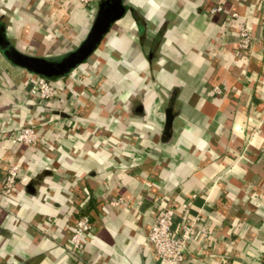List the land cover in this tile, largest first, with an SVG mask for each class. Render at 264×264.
I'll use <instances>...</instances> for the list:
<instances>
[{
    "label": "crops",
    "instance_id": "1",
    "mask_svg": "<svg viewBox=\"0 0 264 264\" xmlns=\"http://www.w3.org/2000/svg\"><path fill=\"white\" fill-rule=\"evenodd\" d=\"M103 1L0 0V23L18 50L56 59L87 38ZM119 1L88 60L49 79L63 87L45 104L30 94V71L0 53V193L20 166L14 194H0V264H163L148 236L169 207L176 231L196 216L211 231L181 264H261V0ZM27 125L34 145L14 141ZM82 215L93 230L73 256Z\"/></svg>",
    "mask_w": 264,
    "mask_h": 264
},
{
    "label": "built area",
    "instance_id": "2",
    "mask_svg": "<svg viewBox=\"0 0 264 264\" xmlns=\"http://www.w3.org/2000/svg\"><path fill=\"white\" fill-rule=\"evenodd\" d=\"M83 5H91L100 0H77ZM264 7V0H261ZM222 7L217 6L211 9L212 12L221 11ZM264 27V20H263ZM254 42L253 33L249 26H244L238 33V48L242 52H247L252 48ZM84 64V63H83ZM30 77V94L36 97L40 103H47L61 93L62 85L51 82L48 78L32 73ZM215 91L222 92L219 86H215ZM40 135L33 125L21 127L19 133L15 136L14 141L27 145H34L38 143ZM20 166L11 163L8 167L6 179L1 188V195L10 197L14 194ZM122 198L113 200V205H119ZM187 204H184V207ZM176 210L173 207L166 208L164 212L157 215L149 232V242L151 243L154 255L163 264H181L187 255L189 245L194 239H198L201 235L210 234L211 231L205 225L201 224L202 218L196 216L194 218L186 219L179 231L173 228L174 216ZM50 222L52 219H48ZM93 230V224L88 215L80 216L74 226L71 237V254L73 256H80L86 245V235ZM264 264V259L262 263Z\"/></svg>",
    "mask_w": 264,
    "mask_h": 264
},
{
    "label": "water",
    "instance_id": "3",
    "mask_svg": "<svg viewBox=\"0 0 264 264\" xmlns=\"http://www.w3.org/2000/svg\"><path fill=\"white\" fill-rule=\"evenodd\" d=\"M122 11L119 0H104L87 38L78 47L56 59L31 56L18 50L7 38L4 23H0V53L13 65L48 79L66 77L96 51ZM168 122L169 125L170 119Z\"/></svg>",
    "mask_w": 264,
    "mask_h": 264
},
{
    "label": "rangeland",
    "instance_id": "4",
    "mask_svg": "<svg viewBox=\"0 0 264 264\" xmlns=\"http://www.w3.org/2000/svg\"><path fill=\"white\" fill-rule=\"evenodd\" d=\"M123 117H124V115H123Z\"/></svg>",
    "mask_w": 264,
    "mask_h": 264
}]
</instances>
